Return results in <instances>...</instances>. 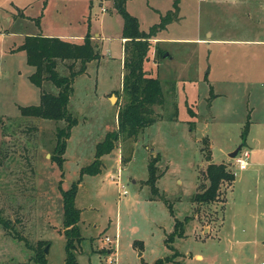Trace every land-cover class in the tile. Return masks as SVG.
<instances>
[{
    "label": "rangeland",
    "instance_id": "1",
    "mask_svg": "<svg viewBox=\"0 0 264 264\" xmlns=\"http://www.w3.org/2000/svg\"><path fill=\"white\" fill-rule=\"evenodd\" d=\"M174 1L127 0L126 8L147 31ZM182 1L187 20L161 36L201 35L197 27L205 3ZM242 19L236 21L240 36L247 33ZM122 27L112 0H0V218L9 225L0 224V264H36L39 242L43 251L48 249L49 264H64L59 184L68 189L76 182L80 170L94 160L96 145L117 129V110L124 103ZM88 28L100 35L93 41L100 58L73 79L67 109L77 123L66 139L60 167L51 156L57 129L67 123L19 111L37 105L42 91L57 94L58 88L48 80L40 87L31 82L34 68L16 48L26 35L78 42ZM152 48L143 68L147 76L159 78L164 103L152 106L154 123L136 138L121 137L101 157L97 174L82 175L74 199L83 237L76 243L78 264H155L166 257L170 260L163 264H264V187H247L246 179L251 183L259 172L240 170L229 157L248 122L256 145L242 149L250 152L249 162L264 164V52L258 59L246 55L264 48L233 46L231 56L221 60L231 72L225 76L235 82L214 88L204 80L207 58L201 45L163 43L153 58ZM166 53L171 55L164 57ZM69 64L58 60V74L69 76ZM255 67L263 72L247 73ZM214 92L222 94L215 99ZM209 155L215 163H229L235 180L220 186L215 201L199 204L191 197L199 184H207L203 171ZM153 157L161 175L156 194L145 183ZM118 175L126 194L118 189ZM185 217L183 236L167 246L175 219Z\"/></svg>",
    "mask_w": 264,
    "mask_h": 264
},
{
    "label": "trees",
    "instance_id": "2",
    "mask_svg": "<svg viewBox=\"0 0 264 264\" xmlns=\"http://www.w3.org/2000/svg\"><path fill=\"white\" fill-rule=\"evenodd\" d=\"M117 12L123 19L121 38L124 39V58L122 77V96L124 103L118 108L116 119L117 129L108 132L104 140L96 145L94 160L80 170L79 179L72 183L68 189H62L59 184V191L62 199L63 209V235L65 237V260L64 264H78L76 258V243L83 239L78 222L81 211L75 206V196L78 184L83 174H97L102 167L101 157L112 152L116 143L125 138H136L143 128L155 122L153 116L154 104L164 103V94L159 78L147 76L143 68L144 62L148 59V52L151 46V39L167 24L177 18V0L172 4V9L160 15V21L154 23L147 31L140 29L138 18L132 15L126 8L127 0H112ZM26 54V63L34 68V72L29 75V79L38 87L44 80L52 82L58 88L57 94L42 91L37 105L19 107L22 116H31L48 120H64L67 124L65 128H58L56 132V145L51 156L60 167L62 166L66 149V139L70 135V129L77 123V119L68 111L67 105L70 94L73 91V79L86 71L87 64L100 58L97 45L93 42L92 34L87 29L82 42H72L59 37H51L42 34L26 35L23 42L16 48ZM164 52L157 50V55ZM70 61L68 65L69 76L58 74L57 61ZM79 62V68L74 69ZM248 122L245 124L241 137L242 147L245 145L248 133ZM207 138V137H206ZM208 163L203 171L207 184H199L197 191L192 195L193 202L199 204H209L218 197L220 186L224 183H232L235 174L230 169V164L226 162L215 163L211 156H207ZM157 159L153 157L148 162V177L145 183L149 185L152 193H157L156 182L161 176L157 173ZM188 220L175 219L173 231L166 237L165 243H169L175 237H182L184 224ZM0 224L8 227V223L0 218ZM39 247L34 256L36 264H49L43 251V242H39ZM41 246V247H40ZM168 257L158 259L155 264H163L169 261Z\"/></svg>",
    "mask_w": 264,
    "mask_h": 264
},
{
    "label": "crops",
    "instance_id": "3",
    "mask_svg": "<svg viewBox=\"0 0 264 264\" xmlns=\"http://www.w3.org/2000/svg\"><path fill=\"white\" fill-rule=\"evenodd\" d=\"M202 3L204 2V12H203V19L202 25L198 26L197 28L201 29L199 36H187V35H180V36H161L163 32H167L172 25L183 23L187 20V13L184 11L183 1L178 0L177 7V18L167 24L166 28L158 32L154 38L151 39L152 48V58L155 55L156 47H162L163 43H182V44H192L196 43L201 45L202 51L207 58V65L205 66V78L204 80L209 83L211 87H215L218 85H225L235 80H231V72L229 68L223 69L224 63L221 59H225L226 57H230L231 54L229 50L233 48V46H242L244 48H251L253 46L256 47H263L264 48V0H200ZM244 5V6H242ZM240 6V7H238ZM172 9V7L170 8ZM228 15L232 18L229 19ZM237 16V18L233 16ZM241 17L243 18L241 21H245L244 24L246 26L247 33L243 36L237 35L236 29V21ZM139 21V20H138ZM140 24V22H139ZM182 26V25H181ZM141 27V25H140ZM141 29V28H140ZM142 30V29H141ZM84 35V34H83ZM83 35L80 36L78 43L82 42ZM93 41H96L97 37H100L99 34H92ZM64 39V38H61ZM121 39V43L124 42V39ZM67 40V39H64ZM70 41V40H68ZM73 42V41H72ZM98 45V43H96ZM264 52L255 50L251 54L247 52L246 55H250L251 57L258 59L262 56L260 53ZM170 53H166L164 57L170 56ZM173 57H171L172 59ZM151 58H148L150 60ZM154 61H156L154 59ZM93 62V61H92ZM91 64L89 62L87 67ZM87 72V68L85 73ZM262 73L263 70L259 69L258 67L247 69L248 74H259ZM233 74V73H232ZM219 87V86H218ZM221 92H214V97L217 99L220 97ZM250 130V129H249ZM251 131H248L245 145L248 147H253L256 145V140L252 135L250 136ZM209 141V150L212 153L213 144ZM253 149V148H251ZM253 151V150H251ZM250 159V157H249ZM213 160V159H211ZM251 167L252 174L253 172H259L258 177L256 179H251V183L248 182L246 179L247 187H264V164L262 162L257 161H250L248 160V165L243 171L247 168ZM251 175V173H250ZM243 176L245 174L243 173ZM253 178V177H252ZM245 179L243 180V182ZM262 192V191H261ZM264 195V193L262 192ZM256 195H260L258 191ZM264 216V212H262ZM201 257L202 255L197 254L196 257Z\"/></svg>",
    "mask_w": 264,
    "mask_h": 264
},
{
    "label": "built area",
    "instance_id": "4",
    "mask_svg": "<svg viewBox=\"0 0 264 264\" xmlns=\"http://www.w3.org/2000/svg\"><path fill=\"white\" fill-rule=\"evenodd\" d=\"M250 157V152L247 149H240L237 155L233 158L235 164L238 166L240 170L245 169L248 165V160ZM112 179L115 178L114 175L111 176ZM117 184H118V189H122L121 193L126 194L127 191L124 189V185L120 183V178L119 175L117 176ZM111 252V251H110ZM109 262H112V259H109Z\"/></svg>",
    "mask_w": 264,
    "mask_h": 264
},
{
    "label": "water",
    "instance_id": "5",
    "mask_svg": "<svg viewBox=\"0 0 264 264\" xmlns=\"http://www.w3.org/2000/svg\"><path fill=\"white\" fill-rule=\"evenodd\" d=\"M112 101V100H111ZM242 148V146L241 145H238L231 153H229V157L231 158V159H233L236 155H237V153L239 152V150ZM48 252V249H47V247H45L44 248V253L46 254ZM108 253H109V251H108Z\"/></svg>",
    "mask_w": 264,
    "mask_h": 264
}]
</instances>
